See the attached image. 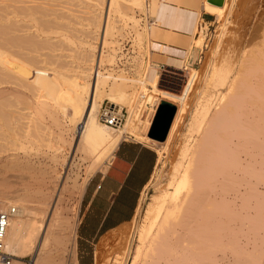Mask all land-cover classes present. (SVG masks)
<instances>
[{
  "label": "bare ground",
  "instance_id": "6f19581e",
  "mask_svg": "<svg viewBox=\"0 0 264 264\" xmlns=\"http://www.w3.org/2000/svg\"><path fill=\"white\" fill-rule=\"evenodd\" d=\"M36 1L38 0H0V5H4L3 10L0 8L4 17L2 22L0 16V26L5 28L4 33L0 31V176L7 169L14 173L7 178L5 173L4 180H1L6 185L2 186L4 188L0 191V211L10 207L16 209L4 239V249L14 258L11 261L13 264H22L19 259L26 255L32 256L30 264H47L45 257L50 253L49 248L55 240L51 216L59 214L60 204L55 170L52 166L42 164L37 152L32 153L30 126L26 125L21 129V133H18L22 134L21 136L16 135L17 131L15 133L12 127L8 129L11 133L5 131L8 126L4 130L13 112L20 116L18 118H22L23 113L10 110L15 107L14 103L29 105V109L36 116L39 115L37 120L42 119L39 124L38 121H31V129L36 135L43 131L51 134V128L48 126L55 125L59 119L68 123L75 134L78 133L75 140L76 149L92 159L91 170L110 156L123 137L134 135V130H130L131 124L134 123L129 117L116 131L97 121L98 108L103 101L118 110L129 107L131 103L129 86L125 79L122 76L115 78L111 73L106 76V73L100 71L103 70L101 66L111 67L114 64L116 45L107 40H113L116 32L119 36L123 31L112 22L116 16L126 18V15L122 14L120 3L117 0H109L103 22L100 24L99 17L97 25H94L95 30L100 32L97 51L89 41L83 43V53L80 54L82 53L85 68L78 65L76 71L61 68L62 71L58 72L56 68H40V64L36 65L39 68H35L34 65L38 61L33 62L36 58H31L36 53L31 55L32 62H24L19 56L15 58L17 48L19 53L20 50L28 52L23 51L27 47L25 43L32 47L31 51H36L38 44L35 38L44 35L35 25L27 22L32 17V14L27 12L28 7L17 8L18 5H15H26L28 2L33 4ZM227 2L228 0H224L221 7H214L205 2L202 9L217 14L224 10ZM125 3L129 9L144 8V0H126ZM129 20L136 24V19L132 16ZM19 33L22 35H18ZM6 35L11 37L5 38ZM147 36L146 33L144 37L139 33L136 39L140 42V39L146 40ZM15 37L29 40L16 41ZM65 40L68 45H73L69 38L65 37ZM1 41L4 44L1 45ZM202 41L200 35L197 40L191 42L187 52L179 54L181 60L173 62L174 66H186L189 59H196ZM7 46L9 49L12 46L17 47L14 57L6 50ZM94 51L97 53L95 56L91 54ZM86 62L89 63L88 66ZM210 74L208 70L204 74V87ZM139 77L143 85L146 82L143 72ZM12 79L16 80L22 89L32 90L33 103L26 104L21 100L24 96L21 91L6 87L13 82H10ZM147 84L151 88L149 103L172 96L171 93L159 89L156 75H153ZM185 91L182 100H179L180 103L186 100L190 88ZM11 97L15 98L14 102L11 101L13 99L10 100ZM218 98L214 104H202L203 102L197 101L193 108L186 124V133L191 141L187 137L189 144L179 151L178 161L173 166L169 184L172 191L156 199L146 211L144 223L137 232L138 246L131 264H200L199 260L214 258V255L205 251L216 247L217 238L223 237L219 235L221 231L231 226L219 218L220 213L231 214L236 210L234 204L228 203L230 195L234 194L235 198L249 195L264 199V191H260V186L264 190V55L247 60L243 69L228 80L226 94ZM9 110L12 112L10 117L7 116ZM15 116L12 119H17ZM149 118L150 112L145 114L143 122L139 120L138 124L146 128ZM40 125L43 126L42 129ZM56 126L59 124L54 127ZM16 150L22 151V154L16 153ZM51 159L58 158L53 156ZM34 182L38 183L35 189L32 188ZM27 197L34 199L32 204L24 201ZM221 202L225 204L221 205ZM255 216L260 219V223H241V227L249 229L244 233L246 242L249 243L253 239L254 246L257 242L264 243V210L263 213L256 212ZM246 217L253 218L249 214ZM252 253H244L241 257L254 259L255 255ZM260 258V262L264 264V254H261ZM260 262L247 261L243 264ZM113 264L121 262L114 261ZM212 264L219 263L213 261Z\"/></svg>",
  "mask_w": 264,
  "mask_h": 264
},
{
  "label": "rangeland",
  "instance_id": "374dc122",
  "mask_svg": "<svg viewBox=\"0 0 264 264\" xmlns=\"http://www.w3.org/2000/svg\"><path fill=\"white\" fill-rule=\"evenodd\" d=\"M117 1L120 3L122 14L126 15V18H119L116 16L115 19L113 17L112 22H114V25H116L117 28H122L123 31L120 32L119 36L116 32L114 39H108L107 42L112 41L118 46L116 44V39L118 43L119 38L120 40H123L124 38L129 37V40H131L130 43L126 44L128 39H124L123 41L124 49H127L129 45H131V48L134 46L137 47V56L133 60L132 75L123 76L119 72L117 73V76H113L115 78L122 76L125 79L127 86H129L128 93L131 98H133L136 90L139 89L141 92L147 94V99L149 100V96H151V88L147 83L153 75L156 74H154L153 71H150L145 80L146 82L143 85L141 84L142 80L139 77L141 74L140 72L142 71L141 58L142 55H146L149 56V60L152 59L155 63L164 62L163 60H157L155 57L150 56V51H160V49L153 44V40L157 41L158 39H151L150 36L152 34L150 35L151 31H149V28L146 29L138 26V21L135 16L137 13L142 12L144 8L129 9L125 3L126 0ZM148 1H146L148 6L147 13L150 16L152 10L150 9ZM5 2H7V0H5ZM108 2L109 0H38L33 4L28 2L29 5L28 3L26 5L15 4L18 5L17 8L28 7L27 12L32 14V17L27 22L35 25L44 35L35 38L38 48H36V51L33 49L34 53H31L33 52L30 50L32 47L26 43L25 46H29L30 48H25V46H23L25 48L23 51L28 50V52H22V50H20L22 53H19L18 48L13 46V49H9L7 46L6 50L14 57L17 53L15 52L17 48L16 51H18V53L15 58L20 57L24 62L25 60L28 62L29 60L36 58L33 62H36L37 60L38 62L40 61V63L37 62L38 64L36 63L35 65L33 63L35 68H39L38 66L41 65L40 68H43L44 66L48 68H56L58 72L62 71L61 68H68L72 71H76L78 65L85 68L84 59L81 57L83 53L82 45L84 42L86 43V41H89L94 47H96L97 51L100 44V32L95 30L94 25H97L99 17L100 24L103 22ZM227 3L228 4L224 10L217 14L204 10L215 16V22L211 28L207 29L204 27L195 31V36L193 37L192 42L197 40L200 35H202L203 40L197 51L196 59H189L187 61L188 64L186 63L187 67L183 64L181 67H170L171 69L169 71L171 73H168L169 75H167V77H162L159 82V89L172 94V96H167L166 99H163L166 101L160 102V104L166 102L175 108L172 116L173 119H171V125L165 140H163L164 142H158L161 145H158V143L154 144L155 142H151L152 145L148 144L153 151L156 152L155 156L157 155V163L155 164L151 179L140 194L138 207L131 222H129L121 231L105 236L99 240L97 245L98 251L96 255V264H113L114 261H120L121 264H131L132 257L138 246L137 232L144 223L146 211L156 199H160L162 196L172 191L169 184L172 177L173 166L178 161L179 151L191 141L186 133V124L193 108H195V105L200 101L203 102L202 104H205L206 102L214 104L216 100L219 99L218 97H222V95L226 94L228 80L234 78L241 69H243L247 60H251L254 56L259 57V55H264V0H228ZM3 6L4 5H0L1 10L4 9ZM1 10L0 16L3 20V11ZM131 16L136 19V24L129 20V17ZM2 22H4V20ZM3 29L5 28L0 26V31H3L4 33ZM139 33H141L143 37L145 33L148 34L146 40L143 38L140 39L139 42V40L136 39V35ZM20 34L22 35V33H19L18 35ZM8 36L10 35H6L5 38H8ZM65 37L69 38L73 45L69 44L71 45L69 46L68 43H66ZM15 38L16 39L14 40L16 41L29 40L28 38ZM2 43L3 41H1V45ZM140 47H142V50L139 49ZM80 52L82 53L80 54ZM23 53L26 54L24 55ZM91 54L93 56L97 55L95 51L91 52ZM31 55H34L35 57L33 56V58H31ZM29 62H32V60ZM88 65L89 63H87V66ZM210 66L212 67L210 68ZM101 67H103V70L100 69V71L106 73V76H108L109 73L112 74L113 66L108 67V65H104ZM211 69L212 72L210 71ZM207 70L211 74L209 75L207 85L204 87L203 78ZM91 81L92 80L90 79V82ZM10 82L12 83L8 84L6 87H11L12 89H15V91L18 90L17 92L21 91L22 95H24V98L20 96L22 101L26 102V104L34 102L32 90L29 88H26V90L25 88L22 89L23 87H21L16 80L12 79ZM15 82H17L19 86ZM186 88H190V92H188V95L185 97L186 102L183 101L184 103H180L179 100H182L183 95L186 93ZM13 98L14 97H11L10 100ZM14 99L11 101L14 102ZM105 102L107 103V101H103L102 104ZM16 105L17 102L14 103L15 107L10 108V110L12 109V112L18 111L23 113L22 118H18L20 116H18L17 113L13 112V114L17 116L11 114L12 112L9 110L10 113L8 112L7 116L10 117L9 114H11L12 117H10L9 120L5 118L7 123L4 130L7 126L8 128L5 131L12 127L14 132L17 131V133L15 132L17 135L18 133H21L23 127L26 125L30 126L32 153L35 154L37 152L42 164L53 167L56 178L55 184L57 183L59 185L58 187L56 184L57 192L60 194L59 214H53L54 216H51V224L54 226L53 229H55V240L51 243L49 248L50 253L46 255L45 262L47 264H67L72 255L73 244L71 245V243L73 240V230L76 224L78 202L82 187L86 179L98 170L108 158L102 163L96 165L97 167L95 166L92 171L90 169L92 159L91 157L84 155L81 150L79 151L76 149L75 140L78 133L76 132L75 134L74 129L70 127L68 123L63 119H59L60 123H55V125L59 124L56 128L54 127V124V126L51 123V125L48 124V127L51 128V134L43 131L44 133L40 132L39 135H36L31 128L32 123H37L39 115L36 116L32 110L29 109V105H27L29 106L28 108L27 106H24L25 104L17 105L18 108ZM144 115L140 118V121L143 120ZM14 116L17 117V119H12ZM262 118L264 119V109ZM41 120L42 119L40 118L37 124L41 123ZM15 121H17L18 124ZM14 123L15 125H13ZM40 128L42 129L43 126L40 125ZM130 130H134L132 139L143 143L144 141L148 142L147 140L142 139V134L145 130L143 125L138 123L131 124ZM7 132L11 133L12 131L8 130ZM15 152L22 154V151L20 152L16 150ZM53 156H56L58 159L52 160L51 157ZM12 172L13 171L8 169L3 171L1 175L3 179H1L0 176V191H2V188L6 185V183L1 180H4L5 175L7 178L8 175L14 174ZM37 184V182H34L32 188L35 189ZM260 188V191L263 192L264 190L262 189V186H260ZM233 195L234 194L230 195L228 203H231L232 205L234 204L236 210L231 214H219V218L222 222L228 225L231 224V226H229V229L221 231L222 234L220 233L219 235H222L223 237L217 238L216 247L210 249L208 252L205 251V253L211 254L212 256L214 255L215 257H211L207 260H199L200 264H203L204 262L205 264H212L213 261L219 264H243L247 263V261L250 263H258L261 261L260 256L261 254H264V243L261 244L257 242L254 246L253 239L247 243L244 238V233L249 229L247 230V227L245 226L241 227V223L248 225L247 223L250 222H261L260 219L255 216V213H263L264 199L251 197L249 195L235 198ZM24 201L32 204L34 199L27 197ZM222 204H225V202H221V205ZM247 214L252 215L253 218H247ZM244 253H252L255 255V258L246 259L241 257ZM31 260L32 256L26 255L19 259V262L22 264H30ZM11 263L13 264V262ZM260 264L263 263L260 262Z\"/></svg>",
  "mask_w": 264,
  "mask_h": 264
},
{
  "label": "crops",
  "instance_id": "0c3cea01",
  "mask_svg": "<svg viewBox=\"0 0 264 264\" xmlns=\"http://www.w3.org/2000/svg\"><path fill=\"white\" fill-rule=\"evenodd\" d=\"M205 0H149L153 26L149 28L154 46L150 56L172 67L181 60L201 28H211L215 16L202 9ZM189 45V46H188ZM173 67L174 64H173ZM171 123V122H170ZM153 121L143 137L149 142L123 137L102 166L85 181L78 202V214L67 264H96L97 245L105 236L121 231L133 219L141 192L149 183L156 152L148 145ZM159 144V143H158Z\"/></svg>",
  "mask_w": 264,
  "mask_h": 264
},
{
  "label": "built area",
  "instance_id": "2783aa9c",
  "mask_svg": "<svg viewBox=\"0 0 264 264\" xmlns=\"http://www.w3.org/2000/svg\"><path fill=\"white\" fill-rule=\"evenodd\" d=\"M146 1L148 0H144V10L140 13H137L135 17L138 21V26L147 29L149 27H152L154 23L149 14L147 13ZM124 39H128V42L126 41V44L130 43L131 41L129 40V37ZM124 39L120 40L119 38L118 43L116 39V44L118 46L115 47L114 64L112 67V75L114 76H117V73L119 72L123 76H130L133 72L132 66L134 63L133 60L137 56V47L134 46L133 48H131V45H129L127 49H124ZM141 48L142 47H140L139 49ZM141 59L143 77L147 78L148 73L150 71H153V73L157 76L158 85L162 77H167V75H169L168 73H171L169 71L171 68L162 64L152 63L149 60V56L142 55ZM161 101L165 100L159 99L154 103H149L147 95L137 89L135 94L133 95V98H131L130 106L127 108H121L120 110H118L117 107L109 106L108 104H106V102L104 104L101 103L97 112V120L106 128H109L112 131H116L122 127L123 123L128 117L133 123H138V121L144 114H148L150 112L149 123L142 134L143 136L145 135L152 121L154 120L156 111ZM127 137L132 138V136ZM15 213L16 209L14 207H10L4 211H0V264H10L13 259L12 256L7 253L4 249V239L9 225V221Z\"/></svg>",
  "mask_w": 264,
  "mask_h": 264
},
{
  "label": "water",
  "instance_id": "95a60500",
  "mask_svg": "<svg viewBox=\"0 0 264 264\" xmlns=\"http://www.w3.org/2000/svg\"><path fill=\"white\" fill-rule=\"evenodd\" d=\"M205 2L214 7H221L224 0H205ZM174 111V106L169 105L166 102L158 106L149 135L152 140L156 142H163Z\"/></svg>",
  "mask_w": 264,
  "mask_h": 264
},
{
  "label": "trees",
  "instance_id": "16d2710c",
  "mask_svg": "<svg viewBox=\"0 0 264 264\" xmlns=\"http://www.w3.org/2000/svg\"><path fill=\"white\" fill-rule=\"evenodd\" d=\"M173 119V118H172ZM171 122H172V120H171ZM170 125H171V123H170ZM170 125H169V127H170ZM168 130H169V128H168ZM167 133H168V131H167ZM167 135V134H166ZM166 137V136H165ZM165 140V139H164ZM162 142V141H161ZM164 142V141H163Z\"/></svg>",
  "mask_w": 264,
  "mask_h": 264
},
{
  "label": "flooded vegetation",
  "instance_id": "af4514ba",
  "mask_svg": "<svg viewBox=\"0 0 264 264\" xmlns=\"http://www.w3.org/2000/svg\"><path fill=\"white\" fill-rule=\"evenodd\" d=\"M162 103H165V102H162ZM162 103H161V104H162ZM169 105H170V104H169Z\"/></svg>",
  "mask_w": 264,
  "mask_h": 264
}]
</instances>
